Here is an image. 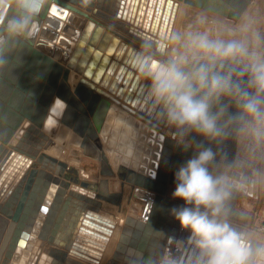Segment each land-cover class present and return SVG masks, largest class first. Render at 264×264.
Instances as JSON below:
<instances>
[{
  "label": "water",
  "instance_id": "1",
  "mask_svg": "<svg viewBox=\"0 0 264 264\" xmlns=\"http://www.w3.org/2000/svg\"><path fill=\"white\" fill-rule=\"evenodd\" d=\"M76 1L53 0L46 14L33 25V36L22 39L18 45L9 44V52L3 65L0 66V150L4 149L5 145L12 143L5 159L3 158L0 161V198L8 192L6 203L4 205L0 204V212L11 219L0 245V264H9L15 256V252H19V248L26 246L29 240L35 242L36 237L43 241L47 240L48 243L58 247H66L71 253L81 256L85 255L81 251H88L86 245H96L100 242L92 243V239L89 238V236H92L91 230L84 227L89 225L88 217L91 215L96 216L97 213H93V210L97 212V205L94 204L93 206L89 201L79 202L83 198L78 195H76L77 198L73 197V200L74 203L78 204V207L80 206V209L74 212L66 238L62 240L54 238L60 229L62 216L55 222L53 213L49 212V215L44 217V223L37 221V218L41 215L40 213L47 209L45 205L41 204L43 195H38L34 186L35 183L37 185L41 184L43 179L47 180L45 188L42 190L43 194L47 193L48 187H51L50 184L57 185L61 183L66 188L61 189V192L59 190L60 195L55 197L56 202L61 201L62 197L66 195L64 193L67 188L78 191L76 187L81 186L95 192V197H98V199L120 206L124 199L125 187L130 184L133 188L132 196L143 201L145 208L142 217L133 214L127 215L114 258L108 264H153L152 261H155V259L159 260L155 261V264H166L164 262V251L172 240L176 239L175 234L180 225L175 218L168 219L161 215L158 225L167 234L157 241L149 239L147 231L151 229L153 223L151 216L155 206L154 202H163L167 206L163 211H167L166 209L170 206L173 208L185 206L184 201L169 196V189L171 186H175V172L186 161L205 149H211L214 154L213 160L208 164L209 172L215 177L226 176L229 178L230 197L225 204L226 218L248 225L250 216L236 208L237 201L241 195L259 199L260 178L255 183L252 176L253 170L250 171L251 175L245 177L235 171V169L241 171L240 163L237 161L242 134L239 130L240 124L232 123L225 127L224 123L221 122L222 135L216 139L189 130L187 139L192 142V146L182 145L167 137L160 131L163 127H168L170 123L163 115L162 106L155 103L150 93L151 81L129 64V58L134 52L133 49L128 50L125 57H115L110 63L104 83L108 84L115 75L111 83V91L120 88L119 95L125 96V103L131 104L132 107L122 103L119 104L127 111L137 115L136 122L132 123L128 121L129 119H126V121L123 117L117 115L119 109L114 108L115 111L109 116L110 121L108 120L110 123L107 125L109 130L104 132V122L107 118L110 103L108 101L103 102L96 111L95 97L84 100L80 90L77 94L71 92L66 83L70 69H64L63 65L54 59L53 48L48 51L40 44L60 43V39L64 38V35L60 32L65 21H70L73 12L79 11L72 5ZM92 1L94 0L89 2L91 6L93 5ZM173 1L119 0L118 13H127V6L130 5L129 19L133 20L136 17L137 25L144 23L145 32L139 38L158 49L161 44H166L164 38L168 40L170 37L174 15L180 1L216 13L231 22L237 23L252 0H178L172 13ZM98 2V7H104L103 0H98ZM145 10L146 15L143 19ZM192 18H195V21L191 20ZM94 23V21H90L82 34L77 32L78 39L82 35L80 45L83 44V39L87 37L86 34L89 33ZM204 23L215 25V38H223L226 34L225 29L234 30L239 38L243 36L240 30H236L220 19L190 8L187 9L183 19V27L187 29V32H191V30L189 31L191 26L193 28L192 32H203ZM100 29V26L95 28L96 31ZM149 30L151 34L157 32L162 39H154V36L146 34V31ZM48 38L51 39L50 42ZM94 38L95 34L92 36V40ZM80 45L74 49L75 45L71 43L69 51H63V60L69 63V67L75 65V57H78ZM90 48L89 46L88 49ZM120 52L118 51V54ZM155 58L160 60L157 57ZM106 61L107 59L103 57L100 64L93 69L96 59L95 57L91 58L87 65L88 75L98 77L101 67ZM80 65L81 62H78L76 68L78 69ZM123 78L124 82L121 84ZM244 79L246 81L247 77H244ZM98 91L103 92L101 88H98ZM223 102L228 106L230 112L235 113L237 111L229 98H223ZM91 117L95 126L90 122ZM115 117L117 120H114ZM141 120L145 121L144 126L141 125ZM36 128L43 129L44 133L49 136L41 141L42 144L33 136L29 137L30 133L33 134ZM65 129H68L66 134L63 131ZM142 130L143 132H141ZM97 131L100 132V135ZM143 133H150L149 142L144 152L143 165L140 171H135L130 168L129 163L131 165L137 164L139 145L141 139L144 138ZM91 136L93 139L97 138V145L91 143ZM26 137H28V140H26ZM50 138L55 139L66 148H69L72 144L81 147L85 155L100 163L102 176H117L121 180L122 191L112 192L107 178L102 179L99 185L84 180L80 181L77 170L70 169L69 172H65L67 166L64 162L59 164L58 170L65 181H61L60 178L53 179L50 175H47L45 167L49 163L55 165L56 160L47 154H40L38 157H36V154L42 150L45 141ZM101 138H103V143L100 141ZM23 141H27L30 146L23 148L21 145ZM124 142L127 147L122 145ZM155 147L156 149L153 151ZM106 152L110 154L112 161H110ZM35 159L37 162L34 163ZM39 167L43 169L39 170ZM142 169H146L145 172L141 171ZM153 173H156L155 179L152 178ZM239 176H242L240 177L241 180H239ZM241 181L251 184V186L249 187L246 184L240 186L239 182ZM248 187L251 189L249 190ZM70 196L66 199L67 204L72 201ZM35 202H37V205L32 208ZM65 208L68 207L65 206ZM53 221L55 227L51 230L49 224ZM233 228L237 231L246 232L245 227L235 226ZM183 231L187 232V230ZM189 235L190 233L187 232L186 243L178 264H193L195 246L190 241ZM100 237L101 235L97 239L106 240ZM99 245L97 246L99 247ZM50 253L57 257V260L61 259L60 262L64 260L61 256L66 255V253H60L59 251L58 254L61 256L55 255L57 253L55 251ZM94 254L98 255L99 253L95 251ZM4 256L5 261L2 263Z\"/></svg>",
  "mask_w": 264,
  "mask_h": 264
},
{
  "label": "clouds",
  "instance_id": "2",
  "mask_svg": "<svg viewBox=\"0 0 264 264\" xmlns=\"http://www.w3.org/2000/svg\"><path fill=\"white\" fill-rule=\"evenodd\" d=\"M52 2L0 0V66L8 45L31 38L33 25ZM241 32L245 35L239 39L211 38L207 31L176 33L167 60L142 48L132 53L129 64L151 81L150 93L170 124L216 139L222 135L221 122L225 127L238 123L241 132L264 143V39L250 25ZM168 47L161 44L158 51ZM225 97L235 113L224 104ZM213 155L211 149L200 151L175 172L172 196L185 206L172 208L171 214L190 233L193 264H264V241H254L226 220L229 178L209 172Z\"/></svg>",
  "mask_w": 264,
  "mask_h": 264
},
{
  "label": "bare ground",
  "instance_id": "3",
  "mask_svg": "<svg viewBox=\"0 0 264 264\" xmlns=\"http://www.w3.org/2000/svg\"><path fill=\"white\" fill-rule=\"evenodd\" d=\"M111 1L113 4H111ZM178 0H176L175 2L173 1V11L176 5V2ZM90 0H77L74 4H72L74 7H76L79 11H75V13L73 12L72 16L70 17V21H65V24L61 30V34L64 35V38L60 39V43L58 42H53L51 45H48L46 43H41V47H43L45 50L47 49L48 51L53 48L52 52L54 53L53 57L54 59L59 62L60 64L63 65L64 69H70L69 72V78L66 81L68 88L71 90V92L73 94H77L79 92V90L81 91L80 93H82V97L83 99H93L95 97V109L97 111V109L100 107V105L103 102L108 101L110 103L109 106V110L107 113V118L104 122V132L108 131V127L107 125H109L110 123L108 122L109 120V116L112 115V113L115 111L114 108L119 109V112L117 113V115H119L120 117H123L125 120L129 119L128 121L134 123L137 121L138 117L137 115L131 113L130 111H127V109H125L123 106H121L119 103L122 104H126L129 107H132L131 104L125 103V96H120L119 95V89H116L115 91H111V83L115 77V75H113V77L111 78L110 82L108 84L104 83V79L106 74L108 73V69L110 66V63L115 59V57H125L127 54V51L130 49H133V51H139L143 48V50L146 53H151L154 57L159 58L161 61H165L168 59L169 55L171 54L172 49L168 47V49L164 52V53H160L158 51V49L156 47H154V45L150 44V43H146L143 40H141L139 38V36H143L145 29H144V23L142 22L141 24L137 25L135 18L133 20L129 19L128 16V12L130 11V8L128 5L127 6V13L125 14H119L118 13V9H119V1L118 0H103V5L104 7H98V0H94L92 1L93 5H89ZM180 14V7L179 5L177 6L176 9V13L174 15V20H173V25L171 28V33H170V37L167 40L166 38H164V41L166 42V44L170 45L173 36H174V32H175V25H176V21L178 19V15ZM146 15V10L144 11V16L143 19L145 18ZM90 21H94L95 23L92 24L91 30L89 31L88 34H86L87 37H85V39H83V44H79L80 41L82 40L81 37L80 39L77 38V32L78 33H83L88 25V23ZM127 23V24H126ZM80 26H82V28H80ZM100 26L101 29L96 31L95 28ZM141 31V32H139ZM95 34V38L92 40V36ZM146 34L148 35H152L154 36V39H162L159 37V34L156 32L151 34L150 30L146 31ZM49 37L50 34H48ZM48 37V36H47ZM115 38V40H114ZM51 39L48 38V41L50 42ZM71 43H73L75 45L74 49L77 48L78 45H80L79 47V52H78V57H75V65L73 64L72 67H69V63H66L63 60V51L67 50L69 51V47L71 46ZM91 47L90 49H88V47ZM171 47V45H170ZM56 49V50H55ZM63 49V50H62ZM118 51H121L120 54H118ZM52 56V55H51ZM95 57L96 59V64L95 67L93 69H95L100 62L102 61L103 57H105L107 59L106 63H104V65L101 67L100 70V75L98 77H94V75H88L89 72H87V65L90 62L91 58ZM98 57V58H97ZM82 60V61H79ZM78 62H81V65L79 66V68L77 69L76 66L78 65ZM84 63V65H83ZM94 74V73H93ZM124 82V78L122 79L121 84H123ZM98 88H101L103 92H99ZM78 96V95H77ZM82 100V99H81ZM134 109V108H133ZM137 112L138 110L135 109ZM114 120H117V118L115 117ZM126 120V121H127ZM110 121V120H109ZM91 124H93L95 126L94 120L91 117L90 119ZM138 124V123H137ZM145 121L141 120V125L144 126ZM160 125V124H159ZM167 128V127H163L162 130L160 132L164 133L167 137L168 136L163 129ZM65 132V134L68 132V129L63 130ZM181 131V128H180ZM179 131V132H180ZM143 132V130L141 131ZM178 132V133H179ZM33 133L37 134L38 137L36 138V135H32V133H30L29 137L33 136V138H36L37 141H39V143H43L41 141H44L45 137H49L47 133H44L43 129H41V131L39 129H35L33 131ZM93 133V131H92ZM98 135H100V132L97 131ZM182 133V132H181ZM144 138L141 139V144L140 146V150L138 149V156H137V164L136 165H130V168L135 170V171H140L141 166L143 165V158H144V152L147 146V143L149 142V137H150V133L146 134L143 133ZM146 134V137H145ZM105 136V134H103ZM102 137V136H101ZM99 138V137H98ZM171 138V137H170ZM53 141V138H50ZM91 139V143L93 145H97V138L93 139L92 136L90 137ZM101 138V143L102 142ZM26 140H28V137H26ZM94 143H93V142ZM177 142V141H175ZM190 142V141H189ZM191 145L188 146H192V142H190ZM11 144H8L9 147H11ZM132 144V143H131ZM23 148H27L30 145L28 144V142L23 141L21 143ZM58 144L53 143V142H47L45 141V145L43 146L42 153L40 154H47L48 156H51V158L56 160V164L52 165L51 163L48 164L47 167H45V171L47 173V175H50V177H52L53 179L56 178H60L61 181H65L64 177L61 176L59 174V164L61 162H64L61 158V151L60 148L57 146ZM59 145H62L61 143H59ZM133 145V144H132ZM186 145V144H184ZM9 147L7 148V146L5 145L4 149L0 150V161L5 158V155L7 154V152L9 151ZM54 148V149H53ZM156 149V147L153 149V151ZM64 150V149H62ZM50 154H49V153ZM107 155L110 158V161H112V158L110 157V154L108 152H106ZM39 153L36 154V157H38L40 155ZM37 162V160H34V163ZM66 164V169L65 172H69L70 169L74 170V168H71L69 164H67L66 162H64ZM137 167V168H136ZM147 167H151V166H147ZM39 170L43 169L42 167L38 168ZM239 169V168H238ZM146 169H142L141 171L145 172ZM236 172L242 174V171L236 170ZM157 172V171H156ZM86 176H89L88 174H86L85 172L83 173ZM146 174V173H144ZM79 175V174H78ZM101 175V173H100ZM242 176H239V180H241ZM80 181H83L82 178H80V176H78ZM101 178H107L108 180H110L112 177H104L101 175ZM244 178V177H243ZM89 179V178H88ZM101 179V180H102ZM101 180H99L98 182H91L94 184L99 185ZM47 180L43 179V182L41 184L35 183V188L36 191L38 193V195L41 196V194L43 195V199H42V203L43 205H45V207L48 209L46 213H49V209L50 207L56 208L57 204L60 202H56L55 197H58L59 194V190L61 192V189H63V185L60 184H50L51 187H48V191L46 194H43L42 190L45 188V182ZM243 181L239 182L240 186H244ZM128 186H130L129 184H127ZM126 185V186H127ZM247 186H251V184H246ZM75 186V185H74ZM246 186V187H247ZM248 189L250 190L251 188ZM66 189V188H64ZM77 191H74L71 189V194L74 195H78L80 198H83V200H79V202H85V201H89V203H91L93 206L94 204L97 205V212H94L93 209V213H97L96 216L91 215L90 217L87 218V221L89 222L87 226L88 229H90L92 236L89 238L92 239V243H98L96 241H100L98 244L99 247L96 245H86L88 247V251H81L83 254V256L78 255V254H73L71 253V251L69 249H66V247H59V249L56 247H50V249L48 250V247H46L45 242H43L40 245H38V241L41 239L39 237L35 238V242L29 240L27 242V245L24 247L19 248V252H15V256L14 258H12L9 262V264H108L110 263V261L114 258V254L116 251V247L117 244L119 242L123 227L125 226V222H126V218L123 222L118 221V219L114 218L112 215H109L107 213H103L102 211H100L104 201L98 199V197H95V192L91 191V189H85L82 188L81 186H77L76 187ZM111 190V189H110ZM66 192V190H65ZM8 194V192H7ZM7 194H5L3 197L0 198V204L4 205L8 199ZM65 194V193H64ZM84 194H88L89 197H85ZM77 197V196H75ZM52 200H55L54 202ZM62 201V200H61ZM68 202V201H67ZM37 202H35L34 205L32 206H36ZM76 205V204H75ZM123 205V204H122ZM154 209H153V213L151 218L152 219V227L150 230H148V235H149V239H155V241L158 240V238H155V235H159L160 237L162 236V232L160 231V229H158V220H159V213L158 210L161 208L162 206H164L165 204L163 202H159V201H155L154 202ZM166 206V205H165ZM167 207V206H166ZM171 207V206H170ZM33 208V207H32ZM88 209V208H87ZM86 209V210H87ZM0 214L6 219L8 220V224H7V228L11 222L10 218L7 217L6 215L2 214L0 212ZM41 214V215H40ZM40 217L37 218V221L43 222L44 223V217H46L47 215L45 214L44 211H42L40 213ZM45 214V215H44ZM1 216V217H2ZM142 217V215H140ZM127 217V216H126ZM46 219V218H45ZM5 222V221H4ZM72 222V221H71ZM107 222V223H106ZM112 222V223H110ZM228 222V221H227ZM232 227H235L232 223L228 222ZM68 226V224H67ZM70 226L71 223L69 224L68 227H66L65 229H63V234L65 233V235L62 234V236L60 237L59 235H61L60 233H62V230L57 231L56 236L54 238H59L60 240H62L63 238H66V235L68 233V231L70 230ZM237 227V226H236ZM59 228H61V224L59 225ZM235 229V228H234ZM5 231H7L5 229ZM89 231V230H88ZM110 232V233H109ZM188 232V231H187ZM187 232L184 233V231L181 229L180 226H178V231L175 234L176 235V239L172 240L171 244L169 246H172L174 248H169V246L166 247L165 251H164V262L166 264H169V261H173V264H178L179 259L181 258L182 255V251L183 248L185 246V240H186V235ZM167 234L164 233L163 236ZM34 235V234H32ZM105 238L106 240L103 239H97L98 236H100ZM100 237V238H101ZM3 239V238H2ZM89 239V240H90ZM116 239V241H115ZM1 240V239H0ZM47 241V240H44ZM115 241V242H114ZM257 241V240H256ZM2 242V241H1ZM174 244V245H173ZM54 245V244H53ZM111 245L110 249L113 248L115 246V248L113 249V254L112 257L107 261V263H101L99 260L104 258L105 256V252L106 250H108V246ZM60 249L62 250L63 253H66L65 256H61L60 254H58V251L60 252ZM55 251L57 253H55V255H59L61 256L64 260L62 262L61 259L57 260V257H54L53 255H51L50 252ZM96 251V253H99L98 255L94 254V252ZM49 252V253H48ZM61 253V252H60ZM194 253V252H193ZM179 254V257L176 255ZM38 255H40L41 257H39ZM174 255L176 256L174 258ZM71 256V257H70ZM173 256V257H171ZM70 258L73 260L71 261ZM5 261V256L2 259V263ZM83 261V262H81ZM155 261H159L157 259H155ZM155 261H152L153 264H155ZM193 261H194V254H193Z\"/></svg>",
  "mask_w": 264,
  "mask_h": 264
},
{
  "label": "rangeland",
  "instance_id": "4",
  "mask_svg": "<svg viewBox=\"0 0 264 264\" xmlns=\"http://www.w3.org/2000/svg\"><path fill=\"white\" fill-rule=\"evenodd\" d=\"M251 5H252V7L248 11V14L246 13L247 15H244L246 17L245 18L243 17L244 19H242V22H244L245 25L249 24L250 26H253V29L255 31L259 32L261 38L264 39V0H253V3ZM179 7H180V14L178 15L174 35L176 33H179L181 35V37H183L185 35V33H187V29H185L183 27V19L185 17V14H186V11L188 8L193 9L194 11L201 12V13L206 14L208 16H211V15L207 14L205 10L199 9L197 7H193L189 4H186L185 2L180 1ZM191 20L195 21V18H192ZM240 20L238 22H240ZM227 21H229V20H227ZM223 22H225V21H223ZM230 23H236V22H230ZM208 25L214 26L212 38H215V25L209 24V23H204L203 24V32L206 31V27ZM234 28L236 30L241 31L240 28H237L235 26H234ZM190 30L192 32V30H193L192 26L190 27L189 31ZM229 33L231 35H234V38H239V36L236 35L237 32H235L234 30H231ZM242 34L245 35V33H243V32H242ZM170 45H171V43H170ZM170 45H169V48H171ZM168 55H170V54H168ZM36 129H38V128H36ZM39 130L41 131V128ZM163 131L166 134L167 133L170 134L171 138L173 140L181 143L182 145L189 143V141L187 139V135H188L189 130H187L185 128H181V131H180L179 127L172 125V124H169V126L167 128H164ZM33 134H35V133H33ZM243 134H241V137H240L239 151L237 153V161L240 163V167H241L240 170L245 173V176L251 175L250 171L253 170L254 173L252 174V176L255 179V183H257L259 181V178L261 175L260 157L264 154V143L258 144L257 142H255L253 140L252 137H242ZM35 135H36L35 137L37 138L38 135L37 134H35ZM50 141L55 143V144L56 143L58 144L57 146L60 148V151H61V157H62L61 159L63 161L65 160L64 162L69 164L71 168H74L75 170H77L78 174H79L78 176H80V178H82L84 181L95 183V182H98L99 180L102 179L101 175H100V163L97 160L85 155L84 151L81 147L72 144L69 148H66L64 145H59V142L56 141L55 139H53V141H52V139L47 140V142H50ZM122 145L123 146L125 145L127 147V144L125 142ZM6 146H7V148L9 147L8 144ZM62 149H64V150H62ZM9 150H10V147H9ZM42 151H44V150L39 151V154L42 153ZM84 172L86 174H88L89 176L84 177L85 176L83 174ZM97 177L99 178L98 181H97ZM109 184H110V189L112 192L113 191L114 192L122 191L121 180L117 176L112 177L109 180ZM132 189L133 188L131 185L130 186L127 185L125 187L124 199L122 202L123 205L120 206V205H117V204H114V203H111L108 201H104L100 211H103L109 215H112L114 218L118 219V221H120V222H123L125 220L126 216L129 214L142 215L143 205L145 206V203L132 196ZM174 190H175V186H171L169 189V196L171 198H173L172 193ZM65 194L66 195L64 197H62V201H65L70 195H72L71 194V188H67ZM126 194H127V196H126ZM84 195L87 198L89 197L88 194H84ZM75 196L76 195L70 196V197H72V201L68 202V204H70V205L76 204V203H74V200H73V197L75 198ZM246 198L258 200L257 198H254V197H251L248 195H241L237 201L236 206H238V204L240 206L243 203V201H245ZM176 200L181 201L180 199H176ZM52 201L54 202L55 200H52ZM59 203H62V202L60 201ZM45 214L48 216V213H45ZM1 216L2 215L0 214V239H1L0 245L2 243L1 241H3V239H4V236L6 233L5 229L7 230V224H8V220H6L3 216L2 217ZM248 225H247V228L245 226V228H246L245 233L248 234L251 239L256 240L258 238L259 239L264 238V224L263 225L259 224V225L255 226V228L254 227L248 228ZM184 233H186V232H184ZM115 241H116V239H115ZM41 243H42V241L40 242V244ZM47 247L49 250L50 247L54 248L56 246L48 245ZM110 247H111V245L108 246V250L104 251L105 252L104 258L99 260L101 263H107V261L112 257L113 249L115 248V246L111 249H110ZM57 248H59V247H57ZM38 256L41 257L40 255H38ZM177 256H179V254ZM171 257H173V256H171ZM70 260L73 261L71 258H70ZM81 262H83V261H81Z\"/></svg>",
  "mask_w": 264,
  "mask_h": 264
},
{
  "label": "crops",
  "instance_id": "5",
  "mask_svg": "<svg viewBox=\"0 0 264 264\" xmlns=\"http://www.w3.org/2000/svg\"><path fill=\"white\" fill-rule=\"evenodd\" d=\"M175 1L176 0H174V2ZM252 3H253V0L251 1L250 5L248 6V8L246 9V11L244 12V14H243L240 22H238V23H230L231 21H227V19L225 17H221V16L217 15L216 13H213V12H210V11H206V13L209 14V15H211V17H215L217 19H220L222 21H225L231 27H234L235 26V27L241 29L242 26L245 25V23L242 22V19H244L246 17L244 15H247L248 14V11L252 7V5H251ZM111 4H113L112 1H111ZM171 12L173 13V7H172ZM172 13H171V15H172ZM176 24H177V21H176ZM246 25H249V24H246ZM175 27H176V25H175ZM213 27L214 26H211V25H208L206 27V31L209 33V35H210L211 38L213 37ZM250 27H251L252 30H254L253 29V26H250ZM225 30H226V34L224 35L223 39H232V38H234V35H231L229 33L231 31V29H225ZM139 32H141V31H139ZM250 91H251V89H250ZM242 134H243L242 137H251L246 132H242ZM167 135L171 137L170 134L167 133ZM186 145H191V143L189 142ZM260 160H261V175H260V183H259L260 198L258 200H253L251 198H246L245 201H243V203L240 206H239V204H238V206H236L237 209H239L240 211H242V212H244V213H246V214H248L250 216V221H249L250 224L248 225V228L249 227H252V228L254 227L255 228V226H257L259 224L260 225H263L264 224V154L260 157ZM243 176L245 177V173H243ZM98 180H99V178L97 177V181ZM126 196H127V194H126ZM61 202L62 203H58L57 204V207L56 208L50 207L49 211L51 213H53V215H54L53 216V219L55 218V222L57 220H59L60 217L62 216L61 217V221H62L61 222V228L59 229V232H60V230H62V233H60L62 235L63 234V229H65L66 227L69 226V224L71 223L72 218L74 216L75 210H79L80 209V206L78 207V204H76V205L75 204H72V205L67 204L66 203V200L65 201H61ZM65 206H67L68 208H65ZM33 208H34V206H33ZM144 208H145V206L143 205V210H144ZM165 208H166V206L164 205L161 208L156 209V210H158L159 217L162 215V216H165L168 219H171V218L174 219L173 215L171 214V209L173 207H169V208L166 209L167 211H163ZM103 213H105V212H103ZM48 215H49V213H48ZM226 220L228 222L232 223L234 226H237L239 228H243L245 226L247 228V225H243L242 223H240L237 220L229 219V218H226ZM67 224H68V226H67ZM54 227H55L54 226V221H53V223L50 222L49 228H51V230H52V229H54ZM158 229H160V231L163 234L166 233L165 230L162 229L160 226H158ZM163 234H162L161 237L159 235H157V236L155 235V238H158V240H159V239H161L163 237ZM63 235H65V233ZM256 240L257 241H264V238H262V239H259L258 238ZM256 240H254V241H256ZM43 242H46L45 243L46 244V247L45 248H47L48 245L55 246V245H53L51 243H48V241H43ZM38 243L40 244V240L38 241ZM170 247L171 248H174L172 246H169V248ZM60 252L63 253L61 249H60ZM175 255H174V258L177 256V255L176 256Z\"/></svg>",
  "mask_w": 264,
  "mask_h": 264
},
{
  "label": "snow or ice",
  "instance_id": "6",
  "mask_svg": "<svg viewBox=\"0 0 264 264\" xmlns=\"http://www.w3.org/2000/svg\"><path fill=\"white\" fill-rule=\"evenodd\" d=\"M53 11H55V9H53ZM44 211H47V209H44ZM107 223V222H106Z\"/></svg>",
  "mask_w": 264,
  "mask_h": 264
}]
</instances>
